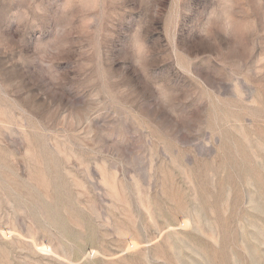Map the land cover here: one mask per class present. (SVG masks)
Wrapping results in <instances>:
<instances>
[{
    "label": "rangeland",
    "instance_id": "obj_1",
    "mask_svg": "<svg viewBox=\"0 0 264 264\" xmlns=\"http://www.w3.org/2000/svg\"><path fill=\"white\" fill-rule=\"evenodd\" d=\"M0 264H264V0H0Z\"/></svg>",
    "mask_w": 264,
    "mask_h": 264
}]
</instances>
